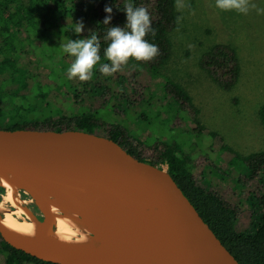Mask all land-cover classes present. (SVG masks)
<instances>
[{"label":"trees","instance_id":"obj_1","mask_svg":"<svg viewBox=\"0 0 264 264\" xmlns=\"http://www.w3.org/2000/svg\"><path fill=\"white\" fill-rule=\"evenodd\" d=\"M128 3L134 8L145 7L150 13L155 36L149 32L145 39L158 46L159 54L150 61L130 58L120 71L106 76L99 71L102 64L110 63L104 56L109 43L106 33L110 27H125L124 9ZM106 7L112 12L106 13ZM109 15L111 20L104 24ZM67 20L90 25L92 31L83 30L82 38L93 32L99 38L101 59L88 81L68 77L67 70L75 58L61 45L74 40L76 33L64 29ZM179 21L177 0H0V129L85 131L114 140L142 162L167 166L185 196L238 262L264 264V151L241 154L217 133L207 130L193 98L165 74L173 54L171 36ZM199 65L225 91H231L240 80L238 49L231 44L209 48ZM142 66L156 82V90L139 79ZM41 70L46 72L49 83L40 79L37 71ZM85 96L91 102L98 101L100 107H80ZM158 98L162 105L169 102L172 114L180 109L188 111L194 131L218 141L229 167L237 169L245 184L256 187L248 193V198L253 199L245 216L252 221L249 228L242 225L237 207L210 190L212 184L208 189L198 183L193 158L183 146L142 135L151 126L146 116L148 109L154 105L158 108ZM259 115L264 125V103ZM136 117L145 121L141 128L131 126ZM3 191L0 188V193ZM0 264L53 263L13 248L0 235Z\"/></svg>","mask_w":264,"mask_h":264},{"label":"water","instance_id":"obj_2","mask_svg":"<svg viewBox=\"0 0 264 264\" xmlns=\"http://www.w3.org/2000/svg\"><path fill=\"white\" fill-rule=\"evenodd\" d=\"M90 159L103 178L118 190L140 215L146 234V254L120 259L108 250L96 206L79 170ZM28 194L44 214L39 224L55 223L46 192L66 184L71 205L86 214L96 240L98 258L43 256L8 230L0 213V235L13 248L53 264H240L165 170L142 162L112 139L85 131L0 129V186Z\"/></svg>","mask_w":264,"mask_h":264},{"label":"rangeland","instance_id":"obj_3","mask_svg":"<svg viewBox=\"0 0 264 264\" xmlns=\"http://www.w3.org/2000/svg\"><path fill=\"white\" fill-rule=\"evenodd\" d=\"M179 3L183 7L177 8L180 21L171 36L173 54L165 74L181 84L193 98L201 112V123L207 130L217 133L241 154L264 151V125L259 115L264 103V12L257 9H250L247 14L224 11L216 7L215 0H179ZM251 3L256 4L258 9H264V0H251ZM76 24L67 20L63 25L64 29L75 33ZM83 30L92 31V28L85 24ZM76 39H82L80 33H76ZM217 44H231L238 49L241 76L231 91L218 86L199 65L203 53ZM140 71L139 79L143 84L156 90V82L150 78L147 69L142 66ZM37 72L44 83L50 82L44 70ZM158 99V108L154 105L148 109L146 116L151 126L142 135L161 137V142L169 140L183 146L193 158L198 183L208 189L212 184L210 190L218 192L229 205L237 207L242 225L249 228L252 221L245 216L253 199L248 198V193L256 187L245 184L240 180L241 174L237 169L229 167V160L220 151L218 141L194 131L190 123L193 117L188 111L180 109L172 114L169 102L162 105L161 98ZM79 104L83 108L100 107L98 101L91 102L86 96ZM157 109H160V115ZM144 122L143 118L136 117L131 126L141 128ZM163 167L168 170L167 166ZM0 188L4 190L0 193V204L13 212L18 211L27 222L35 221L28 219L24 213L28 211L32 217L38 213L35 201L28 194L19 191L18 207H14L6 199L7 188ZM60 215L63 226L71 232L75 231L76 223L77 227L80 226L75 213L64 211Z\"/></svg>","mask_w":264,"mask_h":264},{"label":"bare ground","instance_id":"obj_4","mask_svg":"<svg viewBox=\"0 0 264 264\" xmlns=\"http://www.w3.org/2000/svg\"><path fill=\"white\" fill-rule=\"evenodd\" d=\"M79 170L90 178L85 182V188L91 199L98 202L99 196L102 197L103 203L96 206V210L110 253L117 258L128 260L144 256L146 254V234L138 212L130 206L116 188L103 178L98 167L90 159L82 158L79 162ZM5 187L8 190L7 201L12 206L18 207L19 190L8 184ZM46 199L52 206L55 223L27 222L19 216L18 211L13 212L0 204L3 224L25 244L33 246L40 255L59 256L67 261L75 258H98L97 243L88 225L87 216L78 214L72 207L66 184L48 190ZM64 211L77 215L80 226L77 227L76 223L75 231L71 232L63 226L60 214ZM24 213L28 219L33 218L28 211ZM20 220L23 221L20 222Z\"/></svg>","mask_w":264,"mask_h":264},{"label":"clouds","instance_id":"obj_5","mask_svg":"<svg viewBox=\"0 0 264 264\" xmlns=\"http://www.w3.org/2000/svg\"><path fill=\"white\" fill-rule=\"evenodd\" d=\"M215 3L217 8L224 11L235 10L247 14L250 9H257L258 12H264V9H258L256 4L251 3V0H215ZM181 7L183 5L177 0L178 10ZM124 11L127 18L125 27H110L106 33L105 39L109 43L104 49V56L110 63H104L99 68V71L106 76H112L120 71L122 65L127 64L130 58L136 61H150L159 54L158 46L145 39L149 32L155 36L148 10L145 7L134 8L131 3H128ZM105 12L111 13L112 9L106 7ZM110 20L109 15L105 18L104 24H108ZM83 28V23L78 22L74 31L79 34ZM61 47L65 53L75 57L67 70L69 79L75 77L81 81L91 79L92 70L101 59L98 36L93 32L88 38L71 39Z\"/></svg>","mask_w":264,"mask_h":264},{"label":"flooded vegetation","instance_id":"obj_6","mask_svg":"<svg viewBox=\"0 0 264 264\" xmlns=\"http://www.w3.org/2000/svg\"><path fill=\"white\" fill-rule=\"evenodd\" d=\"M145 154H148V152L145 153ZM37 211H38V213L37 212H36V214L34 213L36 215L35 217L41 222L44 221V214H43V212L41 211V209L39 207H37Z\"/></svg>","mask_w":264,"mask_h":264}]
</instances>
